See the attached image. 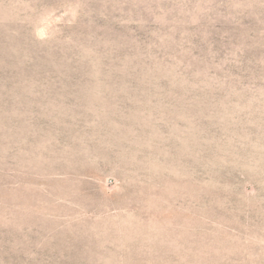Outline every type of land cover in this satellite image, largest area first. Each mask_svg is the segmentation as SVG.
Masks as SVG:
<instances>
[{
	"label": "rangeland",
	"instance_id": "1",
	"mask_svg": "<svg viewBox=\"0 0 264 264\" xmlns=\"http://www.w3.org/2000/svg\"><path fill=\"white\" fill-rule=\"evenodd\" d=\"M0 264H264V0H0Z\"/></svg>",
	"mask_w": 264,
	"mask_h": 264
}]
</instances>
